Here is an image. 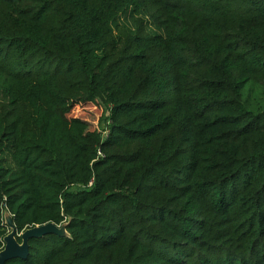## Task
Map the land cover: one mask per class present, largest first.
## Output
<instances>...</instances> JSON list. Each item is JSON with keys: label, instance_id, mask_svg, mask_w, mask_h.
<instances>
[{"label": "trees", "instance_id": "obj_1", "mask_svg": "<svg viewBox=\"0 0 264 264\" xmlns=\"http://www.w3.org/2000/svg\"><path fill=\"white\" fill-rule=\"evenodd\" d=\"M3 211L62 229L6 264H264V0H0Z\"/></svg>", "mask_w": 264, "mask_h": 264}, {"label": "water", "instance_id": "obj_2", "mask_svg": "<svg viewBox=\"0 0 264 264\" xmlns=\"http://www.w3.org/2000/svg\"><path fill=\"white\" fill-rule=\"evenodd\" d=\"M10 214V213H9ZM13 219L11 216V224L14 227L13 230L5 237V248L0 251V264H6L9 260L15 257H25L29 252V239L34 236L47 235L51 230L61 231L62 229L57 228L54 224H47L43 226H37L32 229H28L23 233L19 234L15 229V225L12 223ZM22 237V243H19L17 237Z\"/></svg>", "mask_w": 264, "mask_h": 264}, {"label": "rangeland", "instance_id": "obj_3", "mask_svg": "<svg viewBox=\"0 0 264 264\" xmlns=\"http://www.w3.org/2000/svg\"><path fill=\"white\" fill-rule=\"evenodd\" d=\"M85 109H83L84 113L81 115L83 118H85V121L87 124L96 126L98 131H102L104 136L108 133V123H109V107L106 106L103 103H100V105L95 106V103L90 102L88 104H84ZM4 221L7 225L13 230V226L11 224V215L5 211L4 212ZM58 228V227H57Z\"/></svg>", "mask_w": 264, "mask_h": 264}, {"label": "built area", "instance_id": "obj_4", "mask_svg": "<svg viewBox=\"0 0 264 264\" xmlns=\"http://www.w3.org/2000/svg\"><path fill=\"white\" fill-rule=\"evenodd\" d=\"M98 153H99V155H101V152H100V151H98ZM91 184H92V183H91ZM4 212H5V211H3V219H4ZM5 245H6V244H5V242H4V247H3V249L5 248ZM3 249H2V250H3ZM0 251H1V250H0Z\"/></svg>", "mask_w": 264, "mask_h": 264}, {"label": "crops", "instance_id": "obj_5", "mask_svg": "<svg viewBox=\"0 0 264 264\" xmlns=\"http://www.w3.org/2000/svg\"><path fill=\"white\" fill-rule=\"evenodd\" d=\"M9 213V212H8ZM12 223H13V221H12ZM14 224V223H13Z\"/></svg>", "mask_w": 264, "mask_h": 264}]
</instances>
